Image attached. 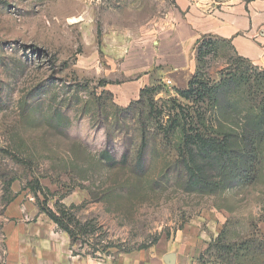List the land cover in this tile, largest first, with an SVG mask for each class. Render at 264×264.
I'll list each match as a JSON object with an SVG mask.
<instances>
[{"label": "rangeland", "instance_id": "374dc122", "mask_svg": "<svg viewBox=\"0 0 264 264\" xmlns=\"http://www.w3.org/2000/svg\"><path fill=\"white\" fill-rule=\"evenodd\" d=\"M174 4L0 0V264L7 263L12 227L45 220L64 232L50 212L76 217L89 231L70 239L80 255L183 243L182 234L204 231L212 245L207 262L264 264V141L249 184L188 190L180 146L191 132L171 125L200 113L221 140L233 139L245 114L206 91L221 85L238 56L206 43L196 57L195 97L154 83L127 114L129 104L119 106L110 90L149 68L150 23ZM233 103L242 113L251 106L244 91Z\"/></svg>", "mask_w": 264, "mask_h": 264}, {"label": "crops", "instance_id": "0c3cea01", "mask_svg": "<svg viewBox=\"0 0 264 264\" xmlns=\"http://www.w3.org/2000/svg\"><path fill=\"white\" fill-rule=\"evenodd\" d=\"M150 24L149 68L129 85L110 89L119 106L138 101L154 83L171 81L172 89H187L197 69L196 46L203 39L228 43L238 57L264 71V0H175ZM199 232L182 234L187 237L183 243L160 242L145 250L93 257L75 253L69 235L42 220L12 227L6 264H213L205 260L208 234Z\"/></svg>", "mask_w": 264, "mask_h": 264}, {"label": "trees", "instance_id": "16d2710c", "mask_svg": "<svg viewBox=\"0 0 264 264\" xmlns=\"http://www.w3.org/2000/svg\"><path fill=\"white\" fill-rule=\"evenodd\" d=\"M206 43L208 45L225 46L230 49L228 43L203 39L196 46L197 58H200ZM252 65L253 63L250 60L238 57L232 68L229 67L226 79L221 82V85L213 91H206L207 96H214L215 101H218L219 96L227 100L228 103L225 108H229L231 113L237 115L245 114V118L247 119L246 124L242 125L241 130L232 129L234 133L232 140H227L231 135H225V138L221 140L219 138L220 131L216 130L213 124L208 126L200 113L195 116V119L190 122L186 120L183 124L181 119L171 121V125L181 128L179 130L182 133L191 132L188 136L183 135L185 139L180 146V149H182L181 154L189 174L186 185L188 190L216 193L228 183L249 184L252 181L253 164L255 165L253 155L256 154L258 145L264 141V97L262 93L264 90V87H262L264 83V71L258 67H254L251 72L250 67ZM252 73L254 77H250ZM197 77L198 71L196 70L189 82L188 88L185 90H176L180 91L184 96L194 94L195 97L196 95H200L201 91L194 89ZM244 84L248 87H242ZM150 90V87L143 89L140 99L136 102L140 103L144 95ZM239 91H244L248 95L251 103V106L245 110V113H242L244 111H241L233 103V97ZM153 92L158 94L161 91L154 89ZM205 94H202V96ZM134 104L135 102L131 103L125 109L127 114H129L128 112L131 111ZM153 113L151 112L150 114L153 115ZM209 170L213 171L215 175H211ZM38 189L40 190L41 187H38ZM58 212L60 215H63V212L59 209ZM50 214L60 228L69 235L70 239L75 237L85 238L89 235L87 229L79 228L77 223H80L76 217H66L65 215L59 217L52 212ZM261 243L264 244V241ZM71 244L73 246V243ZM147 248H149V245H143L137 249L120 248L119 252L130 253ZM97 250L100 251L99 249ZM97 250L95 249L94 252H98ZM102 251L105 252L106 249L103 248ZM223 251L226 255L230 254L228 249H223ZM95 253L88 255L96 257L94 256Z\"/></svg>", "mask_w": 264, "mask_h": 264}, {"label": "built area", "instance_id": "2783aa9c", "mask_svg": "<svg viewBox=\"0 0 264 264\" xmlns=\"http://www.w3.org/2000/svg\"><path fill=\"white\" fill-rule=\"evenodd\" d=\"M167 85L171 86V81H167Z\"/></svg>", "mask_w": 264, "mask_h": 264}]
</instances>
